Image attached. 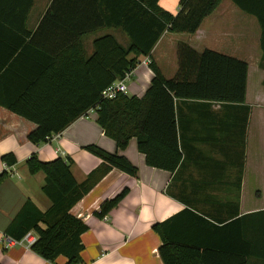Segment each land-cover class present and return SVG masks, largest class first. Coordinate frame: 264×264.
I'll use <instances>...</instances> for the list:
<instances>
[{
	"label": "crops",
	"instance_id": "crops-1",
	"mask_svg": "<svg viewBox=\"0 0 264 264\" xmlns=\"http://www.w3.org/2000/svg\"><path fill=\"white\" fill-rule=\"evenodd\" d=\"M54 1L0 0V173L6 170L5 155L16 159L10 177L0 185V232L5 233L26 200L42 211L52 205L42 190L44 172L29 170L31 156L46 162L59 157L72 160V171L82 182L103 162L87 149L97 145L126 156L138 173L133 176L112 168L72 208V214L88 225L82 235L81 264H164L159 251L163 239L153 227L177 214L167 226L171 237L247 248L251 228L246 215L264 211V0H258L257 7L262 26L255 14L233 0H222L196 32L167 30L147 55L167 79L178 75L182 44L248 64L243 102L176 101L183 158L175 172L147 164L135 137L120 149L98 123L96 110L78 117L48 141L34 143L28 134L37 124L2 103L19 98L31 81L48 72L44 68L53 56L83 30L79 39L86 57L94 53L95 40L105 35L130 45L129 34L116 23L127 12L124 0H58L53 16L44 19ZM160 5L174 13L181 9L179 0H160ZM153 77L150 65L138 66L127 94L142 97ZM125 188L127 195L100 217L102 203ZM31 232L37 239V233ZM5 244L0 239V264L68 261L64 255L47 260L26 241ZM248 264H264V259L249 258Z\"/></svg>",
	"mask_w": 264,
	"mask_h": 264
},
{
	"label": "trees",
	"instance_id": "trees-1",
	"mask_svg": "<svg viewBox=\"0 0 264 264\" xmlns=\"http://www.w3.org/2000/svg\"><path fill=\"white\" fill-rule=\"evenodd\" d=\"M222 0H179L181 9L174 13L164 9L160 0H124L127 10L123 20H117L129 34L131 43L123 46L113 36L95 40V51L86 57L79 39L53 56L45 66L44 75L31 81L30 86L13 101H2L14 113L37 124L28 134L34 143L46 142L62 132L70 123L95 108L97 121L105 134L125 149L131 138L137 139L147 164L175 172L182 162L175 103L184 100L243 102L246 97L248 64L234 57L206 49L202 53L187 44L179 48V72L175 78H165L158 66L150 64L154 77L142 97L118 94L103 99L102 91L137 66L141 56H147L165 31L194 33L202 20L211 14ZM255 14L262 26L258 0H233ZM58 4L55 0L44 19H48ZM106 6L107 3L105 4ZM131 11V12H130ZM53 16V15H52ZM133 55V56H131ZM87 149L103 162L82 182L71 168L72 160L61 157L41 161L31 156V173L45 174L43 192L52 205L42 211L32 200L25 201L5 229V234L21 240L33 230L37 240L31 248L47 260L60 255L66 264H81L84 248L82 235L88 225L71 210L112 168L136 176L138 167L119 153L108 152L97 145ZM3 160L13 166L16 159L7 154ZM10 177L8 170L0 173V185ZM125 188L114 198L105 200L97 214L105 217L127 195ZM154 225L163 239L159 251L164 264H248L249 258L264 259V211L246 215L251 228L247 248H227L215 244L171 237L167 226L178 218ZM246 232V231H245ZM180 241V242H179Z\"/></svg>",
	"mask_w": 264,
	"mask_h": 264
},
{
	"label": "built area",
	"instance_id": "built-area-1",
	"mask_svg": "<svg viewBox=\"0 0 264 264\" xmlns=\"http://www.w3.org/2000/svg\"><path fill=\"white\" fill-rule=\"evenodd\" d=\"M152 63V60L149 56H145L143 59L139 60L136 67L131 68L128 70L124 77L117 79L115 82H113L111 85L107 86L102 91V98L103 99H112L115 98L118 94H127L128 93V81L132 78V76L135 74V70L140 65H150ZM96 110L95 108L90 109L89 111ZM56 135V134H55ZM54 136V135H53ZM11 166H8L6 164V170H8L10 173ZM100 210V209H99ZM32 232L26 233V235L21 240H15L11 238L10 236L6 235L3 232H0V239H2L6 244V246H10L12 244L21 243L23 241H26L29 245H32L37 239L35 236H32Z\"/></svg>",
	"mask_w": 264,
	"mask_h": 264
},
{
	"label": "rangeland",
	"instance_id": "rangeland-1",
	"mask_svg": "<svg viewBox=\"0 0 264 264\" xmlns=\"http://www.w3.org/2000/svg\"><path fill=\"white\" fill-rule=\"evenodd\" d=\"M131 81V80H130ZM130 81H128V84L130 83ZM129 89V88H128Z\"/></svg>",
	"mask_w": 264,
	"mask_h": 264
}]
</instances>
